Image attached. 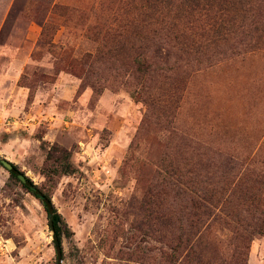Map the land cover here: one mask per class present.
<instances>
[{
	"label": "rangeland",
	"instance_id": "obj_1",
	"mask_svg": "<svg viewBox=\"0 0 264 264\" xmlns=\"http://www.w3.org/2000/svg\"><path fill=\"white\" fill-rule=\"evenodd\" d=\"M138 8L139 0H0V157L51 190L72 232L63 264H168L170 229L154 233L155 209L160 196L167 212L173 203L166 182L189 141L232 157L229 180H263L264 44L175 71L169 84L148 81L145 93L110 58L114 32ZM54 148L75 171L50 184ZM54 262L43 205L0 165V264ZM248 264H264V238L252 242Z\"/></svg>",
	"mask_w": 264,
	"mask_h": 264
},
{
	"label": "trees",
	"instance_id": "obj_2",
	"mask_svg": "<svg viewBox=\"0 0 264 264\" xmlns=\"http://www.w3.org/2000/svg\"><path fill=\"white\" fill-rule=\"evenodd\" d=\"M137 10V20L114 32L110 58L134 80L142 81L140 91L145 93L148 81L160 78L169 84L175 71L212 65L264 44V0H139ZM139 95L138 91L132 94L136 99ZM54 149L47 153L44 171L50 184L75 171L68 153ZM185 155L183 167L166 182L173 201L168 212L161 196L157 198L154 233L161 237L160 227L170 229L169 253H161L162 261L248 264L252 242L264 238V176L253 185L231 181L233 158L193 141ZM217 159L224 160L222 168ZM12 165L8 170L12 177L19 181V175L26 177ZM22 185L43 205L53 237L54 264H63V238L72 232L54 206L51 190L35 186L27 177ZM225 232L230 238H225Z\"/></svg>",
	"mask_w": 264,
	"mask_h": 264
},
{
	"label": "water",
	"instance_id": "obj_3",
	"mask_svg": "<svg viewBox=\"0 0 264 264\" xmlns=\"http://www.w3.org/2000/svg\"><path fill=\"white\" fill-rule=\"evenodd\" d=\"M0 164H2L7 170H12L13 165L11 162H9L8 160L2 159L0 157ZM18 178L20 179V181L22 183H26V177L19 175ZM33 191H36V187H33Z\"/></svg>",
	"mask_w": 264,
	"mask_h": 264
}]
</instances>
